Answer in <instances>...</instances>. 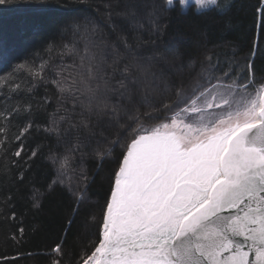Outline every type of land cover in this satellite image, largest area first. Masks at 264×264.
<instances>
[{"label":"snow or ice","instance_id":"1","mask_svg":"<svg viewBox=\"0 0 264 264\" xmlns=\"http://www.w3.org/2000/svg\"><path fill=\"white\" fill-rule=\"evenodd\" d=\"M120 15L122 23L110 26L112 41L97 39L95 28H77L80 63L70 82L58 83L71 97L70 111L80 109L79 121L60 117L65 131L95 134L94 119L106 120L115 135L106 151L122 145L98 241L81 264H264V84L249 90L254 65L246 63L243 81L219 69L225 80L193 82L191 72L185 77L190 57L172 44L158 46L163 31L147 0H127ZM146 34L156 39L145 43ZM162 109L173 113L171 123L145 126ZM0 118L11 122L3 111ZM31 128L25 125L15 139ZM23 150L21 142L14 155ZM97 156L102 166L104 154ZM70 159L60 160L61 167Z\"/></svg>","mask_w":264,"mask_h":264},{"label":"trees","instance_id":"2","mask_svg":"<svg viewBox=\"0 0 264 264\" xmlns=\"http://www.w3.org/2000/svg\"><path fill=\"white\" fill-rule=\"evenodd\" d=\"M147 2L163 31L158 46L172 44L190 57L186 79L191 72L193 82L198 77L201 82L206 71L215 78L225 69L243 81L246 63H252L253 85L259 89L264 84L263 0H217L204 10L178 0L173 5ZM126 3L9 0L0 5V111L11 120L0 118V264H81L98 241L97 225L122 145L106 151L108 141L115 139L106 120L94 119L95 134L65 131L68 122L60 117L79 121L80 109L70 111L71 97L59 92L58 83L70 82L80 63L84 41L77 28H95L97 39L114 40L110 26L122 23ZM142 39L147 43L156 37L146 34ZM215 65L219 67L213 71ZM154 115L155 120L145 118V126L167 122L173 113L162 109ZM29 123L32 128L17 141L19 130ZM55 125L59 134L46 131ZM21 142L24 150L16 157ZM32 151L37 155L28 159ZM97 153L104 154L102 166ZM65 156L71 159L62 168L59 161ZM81 194L84 201L78 204Z\"/></svg>","mask_w":264,"mask_h":264},{"label":"rangeland","instance_id":"3","mask_svg":"<svg viewBox=\"0 0 264 264\" xmlns=\"http://www.w3.org/2000/svg\"><path fill=\"white\" fill-rule=\"evenodd\" d=\"M175 1V0H174ZM178 1H180V0H178ZM263 2H264V0H263ZM190 4H195L196 5V8L198 9V10H204V9H206V8H209V7H212L213 6V4H211V3H208L207 2V0H201V2H197V0H185V3H183V6L184 7H186V6H188V5H190ZM209 76H210V74H207V71H206V73H205V75L204 76H202V81H201V83H206L207 81H212L213 83H215L216 82V79L213 77V78H209ZM221 80H225L226 78L224 77V76H220L219 77ZM233 79H235V78H233ZM228 83H232V81L231 80H229V81H227ZM250 91H255L256 90V88H255V86L252 84L251 86H250V89H249ZM171 119L172 118H170L169 119V121H167V122H164V123H171ZM178 123H179V121H178ZM181 127H182V125H181Z\"/></svg>","mask_w":264,"mask_h":264},{"label":"water","instance_id":"4","mask_svg":"<svg viewBox=\"0 0 264 264\" xmlns=\"http://www.w3.org/2000/svg\"><path fill=\"white\" fill-rule=\"evenodd\" d=\"M249 259H250V260H251V259H253V256H252V255H250Z\"/></svg>","mask_w":264,"mask_h":264}]
</instances>
